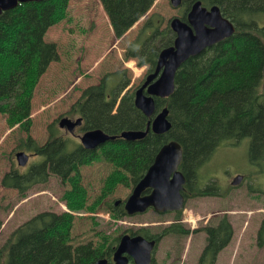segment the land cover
Segmentation results:
<instances>
[{
    "label": "trees",
    "instance_id": "1",
    "mask_svg": "<svg viewBox=\"0 0 264 264\" xmlns=\"http://www.w3.org/2000/svg\"><path fill=\"white\" fill-rule=\"evenodd\" d=\"M68 1L22 2L0 14V113L7 116L10 126L19 124L26 133L20 140L21 148L43 156L42 161L27 169L10 168L1 182L17 189L21 196L32 186L45 183L51 175L69 184L61 196L68 211L44 210L22 222L0 244V264H74L73 212H95L105 204L111 218L127 216L123 204L106 198L117 184L133 188L160 147L169 140H176L182 148L179 169L191 191V194L184 191L185 197L216 194L213 181L204 187L196 183L197 170L222 141L236 142L249 137L250 161H258L264 155V0H200L206 7L217 5L221 14L233 22L235 31L183 62L175 73L172 94L168 98H155L156 111L164 106L168 108L171 127L167 132L148 131L134 141L116 137L94 149L85 148L79 142L69 148L71 139L51 121L47 124V139L37 143L29 133L32 94L40 76L58 58L56 43L46 40L45 35L50 26L66 18ZM194 1L182 0V19H186V11ZM163 24L158 15L145 19L126 48L125 57L139 51L152 35L172 32L168 22ZM137 65L146 66L147 72L154 71L156 53L140 58ZM117 76V71L104 74L98 83L83 88L69 112L83 114L87 102L95 96L103 97L106 104L116 102V88L121 85L114 81ZM122 99L132 102L133 92ZM96 160L111 163L112 169L103 179L99 194L88 202L80 168ZM180 212H176L177 217ZM203 230L205 244L196 264H215L218 253L233 236V227L223 215ZM189 231L175 222L160 233L145 236L159 240L164 235L184 236ZM117 240L118 237L114 243ZM114 243L97 257H110ZM256 244L264 245V218L257 230ZM151 264H155L154 256Z\"/></svg>",
    "mask_w": 264,
    "mask_h": 264
},
{
    "label": "rangeland",
    "instance_id": "2",
    "mask_svg": "<svg viewBox=\"0 0 264 264\" xmlns=\"http://www.w3.org/2000/svg\"><path fill=\"white\" fill-rule=\"evenodd\" d=\"M181 9L182 6L173 7L169 0H69L66 18L50 26L45 35L46 40L56 43L58 58L49 64L33 90L29 130L33 139L43 143L51 121L57 125L61 117H78L80 113L69 110L82 89L98 83L104 74L116 71L118 76L114 81L121 83L116 88L118 100L106 104L103 97L91 98L83 110V126L101 127L109 132L143 128L144 115L133 102L122 97L133 92L147 71L146 66H138L137 61L172 42L174 34H154L135 54L128 58L124 54L145 19L158 15L163 24L173 16H180ZM262 20L264 24V18ZM59 129L71 138L69 148L80 141L78 135L82 134V127L74 129V134ZM25 135L19 124L10 126L7 116L0 113V244L36 213L66 209L61 196L69 184L55 175L45 183L32 186L23 196L17 189L2 184L3 174L10 168L27 169L43 159L42 155H31L33 152L20 147ZM248 146L249 137H245L236 142L222 141L216 147L197 170L199 184L204 186L213 181L217 186L216 194L188 198L179 217L175 212L158 213L149 209L113 219L105 210V204L96 210L99 215L86 210L74 212V264L93 262L108 244L129 230L144 227L149 232L160 233L173 222H180L190 231L184 236H162L154 253L155 264H196L205 243L203 227L215 223L222 215L231 222L233 236L220 250L215 264H264V245L256 244L257 230L264 218V155L259 162L250 161ZM18 151L30 155L25 166L17 164ZM80 169L81 181L91 202L99 194L112 164L96 160ZM235 174H243L245 179L232 186L230 181ZM130 191L131 187L117 184L106 200L124 199Z\"/></svg>",
    "mask_w": 264,
    "mask_h": 264
},
{
    "label": "water",
    "instance_id": "3",
    "mask_svg": "<svg viewBox=\"0 0 264 264\" xmlns=\"http://www.w3.org/2000/svg\"><path fill=\"white\" fill-rule=\"evenodd\" d=\"M29 1L40 0H0V14L19 3ZM169 1L175 8L182 4V0ZM169 26L174 33L172 44L164 46L157 52L155 70L148 73L142 84L134 90V106L150 119L144 129L121 130L119 136L125 140L140 139L149 130L155 134L167 132L171 127L168 108L165 106L156 111L154 98H167L172 94L175 73L183 62L230 37L235 31L233 22L221 14L217 5L206 7L200 0L191 3L186 11L185 20L178 15L169 18ZM81 120L82 117L75 120L61 117L58 126L72 133ZM115 137L116 134H110L101 128H89L79 136V139L83 147L94 149ZM15 157L19 166H24L29 159V155L24 151L16 152ZM181 158L182 148L176 140H169L160 147L153 162L124 200L123 207L127 214L142 213L150 207L156 211L183 208L186 177L179 169ZM241 179V175L235 176L231 181L232 185L238 184ZM146 188L150 189L148 193L144 192ZM120 201L118 199L116 203ZM155 244V239L124 233L119 237L112 261L101 257L95 259L92 264H128V256L132 258L134 264H150Z\"/></svg>",
    "mask_w": 264,
    "mask_h": 264
},
{
    "label": "flooded vegetation",
    "instance_id": "4",
    "mask_svg": "<svg viewBox=\"0 0 264 264\" xmlns=\"http://www.w3.org/2000/svg\"><path fill=\"white\" fill-rule=\"evenodd\" d=\"M146 73H148L147 71H146ZM146 73L144 74V76H143V78L141 79V81H140V83L137 85V87H139L141 84H142V82L144 81V79H145V76H146ZM136 87V88H137ZM78 117H82V120H81V123L79 124V125H76L75 127H74V129H76L77 127H82V133L85 131V130H87V129H89V128H87V127H85L84 128V117L82 116V114H79V115H77ZM145 117V116H144ZM69 118V117H68ZM77 117H75V119H76ZM70 119H72V120H75V119H73V118H70ZM150 118H146L145 117V125H144V127L142 128V129H144V128H146V123H147V121L149 120ZM149 131H151V130H149ZM120 133V131L118 132V134ZM79 136L80 135H78V138H79ZM259 162V161H258ZM236 175H242L243 176V174H235V176ZM235 176H233V178L235 177ZM233 178L231 179V180H233ZM245 179V176H243V180ZM196 183H198L199 184V180H198V178H197V180H196ZM210 183V182H209ZM208 183V184H209ZM199 186H201V187H204V186H207V184L206 185H200L199 184ZM214 187H217L215 184L213 185ZM132 189V188H131ZM204 190H206V189H204ZM150 191V189L149 188H146L145 190H144V192L145 193H148ZM184 191L187 193V194H191V191H189L188 189H187V187H186V181H185V183H184ZM184 191H183V193H184ZM207 195H212V194H209V193H202V194H199V195H197V196H195V197H202V196H207ZM191 197V195H189L188 197H186V199H185V202H186V200L188 199V198H190ZM114 202H115V200H114ZM121 204V203H120ZM149 209H153V208H148L147 210H149ZM146 210V211H147ZM145 211V212H146ZM156 211V210H155ZM158 213H166V212H177V211H172V210H166V211H157ZM142 213H144V212H142ZM136 214H140V213H136ZM133 215H135V214H133ZM170 225V224H169ZM168 226V225H167ZM166 226V227H167ZM164 229V228H163ZM162 229V230H163ZM161 230V231H162ZM147 233H152V232H149L146 228H144V227H140L139 229H138V231H134V230H129V233L128 234H130L131 236H133V235H142V236H144L145 238H147V239H155L156 240V238H154V237H151V238H149V237H147V236H145V234H147ZM123 234V233H122ZM120 236V235H119ZM119 236H118V238H119ZM117 238V237H116ZM115 238V239H116ZM160 239H161V237H160ZM159 239V240H160ZM159 240H156V242L157 243H159ZM114 242H115V240H114ZM114 242H112V243H114ZM117 242H118V240H117ZM117 242L116 243H114V247H113V251H112V254L110 255V257H106V256H100V257H96L95 259H97V258H107L109 261H112V256H113V252H114V250H115V248H116V245H117ZM111 244V243H110ZM109 245V244H108ZM107 245V246H108ZM106 246V247H107ZM158 246V245H157ZM104 251V250H103ZM102 251V252H103ZM101 252V253H102ZM98 256V255H97ZM94 259V260H95ZM93 260V261H94ZM128 264H134L133 263V261H132V258L130 257V256H128Z\"/></svg>",
    "mask_w": 264,
    "mask_h": 264
},
{
    "label": "bare ground",
    "instance_id": "5",
    "mask_svg": "<svg viewBox=\"0 0 264 264\" xmlns=\"http://www.w3.org/2000/svg\"><path fill=\"white\" fill-rule=\"evenodd\" d=\"M65 117V116H64ZM65 129V128H64ZM74 134V133H73Z\"/></svg>",
    "mask_w": 264,
    "mask_h": 264
}]
</instances>
